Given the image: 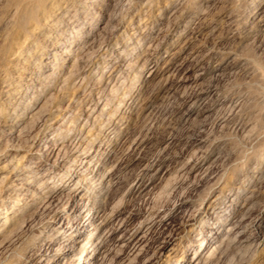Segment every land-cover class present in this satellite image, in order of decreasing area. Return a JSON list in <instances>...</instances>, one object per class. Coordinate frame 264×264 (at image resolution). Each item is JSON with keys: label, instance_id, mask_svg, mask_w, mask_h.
<instances>
[{"label": "rangeland", "instance_id": "obj_1", "mask_svg": "<svg viewBox=\"0 0 264 264\" xmlns=\"http://www.w3.org/2000/svg\"><path fill=\"white\" fill-rule=\"evenodd\" d=\"M98 1L116 11H109L113 27L96 39L107 14L68 0L67 15L52 17L51 27L26 41L18 66L0 61V84L19 88L29 82L17 78L20 67L37 69L52 45L73 37L65 24L82 23L90 35L71 56L93 62L82 76L65 88L58 71L49 81L55 89L42 93L22 128L0 136V168L25 172L33 181L16 187L20 201L36 200L21 226L0 238V264H43L37 257L49 247L44 235L55 232L46 222L64 203L74 211L91 195L101 202L93 208L96 223L105 218L104 235L126 242L107 244L98 264H264L254 226L264 225V0ZM0 4V55H7L1 40L11 31L12 7L10 0ZM72 34L77 46L82 40ZM22 86L27 98L39 91ZM49 135L65 146L45 163L35 151ZM53 182L68 185L56 202L47 196ZM249 195L253 204L238 218L242 232L224 236ZM225 210L229 217L217 227L213 213ZM54 237L52 250L66 248ZM77 249L58 264L79 256Z\"/></svg>", "mask_w": 264, "mask_h": 264}, {"label": "bare ground", "instance_id": "obj_2", "mask_svg": "<svg viewBox=\"0 0 264 264\" xmlns=\"http://www.w3.org/2000/svg\"><path fill=\"white\" fill-rule=\"evenodd\" d=\"M67 2H68V0H10L9 5H11L12 8L9 9V12L7 14L8 19H6V20H8L7 24L11 28V31L4 36L3 40H1V41H3L2 50H5L7 55H0V61L3 59H6L9 61V63L13 67L18 66L19 59L23 54L22 53L23 52V46L26 43V41L30 37L34 36L36 33H39L37 30L40 31V29H42V27H45V26L51 27L52 26V24H51L52 23V17L53 18L57 17V15L60 13L63 15H67L69 12V8H70L69 7L70 4H68ZM80 2L82 3L83 6H87L89 8H97L98 10L102 11L104 14H107V16H108L107 21L104 23V25L102 27H100V29L95 34L93 33L94 36L91 38L92 40L96 39L99 34L101 35V33H103V31H107L106 29L113 27L112 25H113V23H115V18L111 12L116 11V9H115L116 7L114 5L113 6L105 5L104 3H100V1H98V0H80ZM125 3L127 5L126 1H125ZM119 6H121V5H119ZM3 8H5V7H3ZM110 10H111V12L109 13ZM75 12H77V11H75ZM78 20H79V16L77 15V21ZM54 22H55V20H54ZM258 23H260V21ZM65 26L68 28V30L71 31L70 36L71 37L73 36L69 41H67V43L59 44L57 47L52 45L53 52L50 54L51 57L48 58V57L44 56L45 59L39 60V66L37 69H33V70L31 69V70L26 71V70H24L23 67H20L21 71L16 73V76L20 80V82L24 79L28 80L29 82L18 84L19 88L13 87V85L8 83L7 81H4L2 84H0V136H2L3 134H5V135L9 134V135L13 136L17 132L18 128L21 127L23 123H26L24 121V117L28 116V114H27L28 110L30 108H32L33 104L38 103L39 98L42 95V93H44L46 91L48 92V89L51 87H53L55 89L57 82L56 83L54 82V84H53V82H49V81H52L53 79L56 78L55 76L57 75L58 71L62 75L61 78L63 79V85H65L64 87L67 88V86L69 84L74 83V80H76L80 76H82L83 68L88 67L89 64L93 63L92 61H89L88 58L83 57V56L79 57V55H75L74 59H73V57H71L72 55L76 54L77 51H79L81 49V47L83 45L82 43H86L90 39L89 33H87L86 30H84V28L82 27L83 24L81 23L75 27H72V26L70 27L69 23H67V24H65ZM75 30L78 33L77 38L82 40L81 43H79V42L77 43L78 44L77 46L74 44V42L76 41V39H74L75 35L72 34V31H75ZM4 33H2V34L4 35ZM105 34H106V32H105ZM104 46H106V45H104ZM109 46H111V44ZM114 46H116V45H114ZM33 47H35V46H33ZM76 48H77V50H76ZM97 48L99 49V50L97 49L98 54H100L101 52H103V50H105L102 45H99V47H97ZM106 48H108V47H106ZM149 48H150V46H149ZM34 49H33V51H34ZM98 54H97V56H98ZM115 57L121 58L120 55H118V53L116 54ZM48 59L49 60L51 59V61L54 63L53 66H50L48 64L49 63ZM58 61H61L62 64H59ZM65 63H67V64L64 67ZM118 67H120V66H117V68ZM5 71H6V69H5ZM123 71H125V70H123ZM95 72H99V71L96 70ZM0 76H1V74H0ZM23 84H24V86H26V89H28V90L30 89V87H33L34 85L37 84L39 91H37L36 94H33L30 98L29 97L27 98L25 93L23 92V91H25L23 86H22ZM64 87H62V88H64ZM55 110L57 111L58 109L56 108ZM29 117H30V114H29ZM61 142L62 141L56 140L54 135L53 136H50V135L46 136L41 141L40 147L38 149L36 148L35 153L38 155V157L44 159L45 163L54 162L53 159L55 158L56 154H58V151H60L61 146L63 147V145H64V144L62 145ZM1 149H2V147H1ZM91 159H92V157H91ZM83 162H85V161H83ZM86 162L90 163V161H86ZM9 166L8 167L3 166L2 168H0V193H1V197H0V220H2V222L0 224V238L5 236L4 234L12 233L13 230L17 226H19L20 221L23 218V215L27 211L26 209L28 207H30V208L33 207L36 203L35 202L36 200L34 201V199H33V201L31 200L32 203H30V204L21 203L16 187L17 186L19 187V186H21L25 183L31 182L33 180L30 179V177L25 172L17 171L16 166L15 167L12 165H9ZM236 172H237V170H236ZM61 179H62V177L59 180H61ZM72 186H73V184L70 187H72ZM46 187L48 188L47 196L49 197L51 202L53 200L55 201V199H57L59 196H62L63 195L62 191L68 190V188H67L68 185H66V183L65 184L62 183L60 186H57V183L53 182L52 184H49ZM65 196L68 197V199H69L70 197H72L74 195L66 193ZM252 198L253 197L250 196V197H247L243 200V203L239 206V209L235 212L236 213L235 218L233 219L230 226L225 230L224 236L227 237V236L232 235V237H233V235H235L239 232H242V229H243L242 228L243 227L242 221L239 220L242 217L241 216V210L248 209L247 206L252 203ZM96 204H101V202H100V200L97 199V196H93V195H91L88 199H86V203H85L83 208L76 207L74 211H70L68 209V207H67L69 205L68 202L64 203L62 209L60 211L56 212L57 217L53 216L46 222L47 225L50 226V228L52 227V230L55 231L53 236L48 237V236L44 235L43 240L48 239V241H49L48 246L50 247L52 244H54V239H55L54 236H56V238H64L65 241L68 242L66 245V248L57 247V248L52 250L51 247L50 248L45 247V248H43L44 252L38 253L39 256L37 257V259H38L37 261L42 262V263L44 262L43 264H58L59 261L69 258L70 254H72L74 252V250L76 248H78L79 249V256L72 257L69 260L68 264H98L99 258H101V256L105 255V253L107 251V244L111 243V244H114L117 246L126 245L125 240L122 237H119V238L115 237L114 232H111L110 234H108V236L104 235L105 234L104 233V230H105L104 224L106 222L105 218L103 219V217H101L100 221L98 223L95 222L98 212L96 213V211L94 210L93 207ZM252 204H251V206H252ZM250 208L251 207H249V209ZM82 213H84V215L86 216L84 220H80V216L82 217ZM238 215H240V216H238ZM213 217L215 218V220H216L215 224L218 227V226H221L223 224V222L226 220V218H228L229 216L225 210V211L214 212ZM57 219H60L59 223L57 222ZM82 223L86 224L85 227L77 230V227ZM254 226H255V229L260 230V232L258 231L257 236L256 237L254 236V237H255V243L257 244V247L261 248L262 244L264 243V231H263L264 225L262 224V222L259 221V222H255ZM65 229H67L69 231L68 234L64 233ZM9 236H11V235H9ZM4 240H6V239H4ZM221 242H222V239L215 244L214 248H218V244ZM201 244H203L202 241H201V243L198 244L199 248L201 247ZM24 246H26V244H24ZM26 249H27V247H26ZM28 249H30V248H28ZM45 251H48V252H45ZM211 251H212V249H211ZM13 256H14V254H13ZM12 261H13V259H12ZM15 261H13V262H15ZM9 262H11V261L9 260ZM5 263H7V262H5ZM10 264H13V263H10Z\"/></svg>", "mask_w": 264, "mask_h": 264}]
</instances>
